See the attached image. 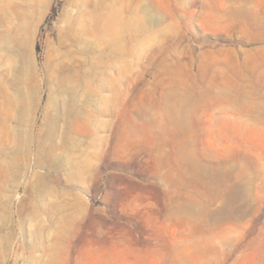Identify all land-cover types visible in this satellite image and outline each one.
Wrapping results in <instances>:
<instances>
[{"label":"rangeland","instance_id":"rangeland-1","mask_svg":"<svg viewBox=\"0 0 264 264\" xmlns=\"http://www.w3.org/2000/svg\"><path fill=\"white\" fill-rule=\"evenodd\" d=\"M0 264H264V0H0Z\"/></svg>","mask_w":264,"mask_h":264}]
</instances>
